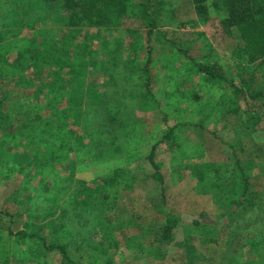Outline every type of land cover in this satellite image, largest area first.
Listing matches in <instances>:
<instances>
[{
	"label": "rangeland",
	"instance_id": "1",
	"mask_svg": "<svg viewBox=\"0 0 264 264\" xmlns=\"http://www.w3.org/2000/svg\"><path fill=\"white\" fill-rule=\"evenodd\" d=\"M19 1L0 0V15L10 19L0 25L7 69L0 208L9 214L0 224V264H206L200 253H224L216 264L248 259L239 240L264 242V105L237 100L194 65H218L238 83L254 74L264 89V64L257 67L264 59L240 60L246 28L225 29L224 0L208 1L206 19L190 13V0H156L159 29L170 39L154 34L149 47L140 16L70 27L53 21L65 13L58 7L25 27L18 21L33 25L30 18L8 12ZM154 147L163 185L149 162ZM238 159L256 182L252 211L233 196L218 205ZM167 215L179 224L158 254L149 244ZM146 217L159 221L139 225ZM202 218L221 221L194 226ZM52 245L65 254L49 252Z\"/></svg>",
	"mask_w": 264,
	"mask_h": 264
},
{
	"label": "trees",
	"instance_id": "2",
	"mask_svg": "<svg viewBox=\"0 0 264 264\" xmlns=\"http://www.w3.org/2000/svg\"><path fill=\"white\" fill-rule=\"evenodd\" d=\"M58 1L59 0H20L15 4H12L10 2V4L8 5L9 9H7L10 10L8 12L11 14L15 15V13H17V16H23L24 19L30 18L33 22V25H27L29 22L25 24L22 21L16 20L25 27L35 26L36 23L33 19L35 17L38 18V16L40 15V10H58V7L61 10L60 14H62L64 11L65 13L62 17L56 18V20L53 21L55 23L70 27H80L87 25L102 27L110 25L117 18L140 16L147 22V26L150 27L146 36V46H150L154 34H158L157 37H160L163 41L170 39L168 30L159 29L162 24L161 18L155 16V5H157L156 0H62L63 6L58 4ZM208 1L209 0H190L193 9V12L190 13L200 18L206 19L208 17L209 9ZM224 3L227 12V18L223 21L225 29H231L233 27L246 28L243 33L244 38L239 47L242 51L241 56L239 57L240 60L245 63V58L246 61H248L246 63L250 64L254 61L264 59V5L258 4V0H224ZM1 8H3V6L0 4V9ZM163 10L164 9H162V11ZM43 19H40L39 17L38 21H43ZM8 20L10 19L9 17H6V13L2 16L0 15V25L8 23ZM191 21L194 20L192 19ZM172 44H174L175 47L179 48V53H186L185 50H183L182 52L181 46L177 44V42H173ZM17 60H21L20 55H18ZM22 62L23 60H21L20 64L17 66L23 68V71L30 73V70H28L30 67L27 66L28 64L26 65V67H23ZM150 63L151 59H148V64L145 69H148V65ZM263 64L264 62H260L257 67L261 68ZM194 65L198 69V71L205 74L211 81H217V83L215 82L216 88H223L227 93H232V96H234L239 101H244L246 99L257 100L259 102L258 104L264 105V89L254 86V84L256 83L254 74L251 75L250 80H244L243 78H241L240 83H238L235 82L232 76L227 72L224 73L218 71V65L206 66L200 64L198 65L196 63H194ZM12 67L15 68L16 66L13 65ZM6 70L7 69L5 67L0 66V80L2 81L6 79ZM149 93L147 95H149ZM5 101L6 99L4 98L3 100H0V109L5 104ZM169 133L172 134V130H169ZM51 134L53 135V128H51ZM165 137L167 136H164L163 139H165ZM163 139H161L160 141H162ZM150 153L151 154L149 156V162L155 170L154 176L158 179L159 183L163 185V176L161 175L159 166L155 163L154 160L155 147L151 150ZM204 167L206 166H203L201 170ZM223 167L221 166V168L219 167L216 168V170H213L217 171L219 175V172L224 171ZM246 170H248V168L246 167V162L242 159H238L237 172L234 173L235 177L233 178L230 176L229 183L225 185L226 187H223L221 185L222 188H219V194L217 195L219 196L218 205L226 206L229 202V199H231V196H233V198L240 199V203L245 204L251 211L252 209H257L259 207V195L254 189V186H256V182L253 181V179L250 178L249 175L245 177L243 173ZM206 175V173L199 174L198 180H205ZM226 216L227 215L223 214L222 218H225ZM201 217H204V214H201ZM4 218H9V214L0 208V224ZM166 219L164 223L162 221L158 222L161 225L158 229L159 231L154 235V239L149 244L151 247L156 248L158 254L163 253L164 244L166 245L173 242V235L176 234V227L179 224L178 218H171L169 217V215H167ZM154 221L159 220L146 217V220L140 222L139 225L145 226L143 222H147V224L152 225L154 224ZM220 221L221 219H217L216 223L212 221L211 224L209 219L202 218L195 220L193 224L194 226L198 227H205L207 224H211L213 228H217V226H219L220 224ZM142 226H140V228H142ZM145 234H148V232H145ZM20 235L23 237H33L25 234L24 232H20ZM138 238L139 237L136 236V240ZM233 239L234 238H231L229 242L233 241ZM239 241L241 242V251L248 250L250 252L248 256L249 258L247 259L244 256L243 259H239L238 257L234 256L235 258L230 259V264H264V253L262 254V252L264 251V242L261 236H257V241L252 243L244 242V240ZM189 244L190 241L188 239L186 245L190 246ZM231 244L232 245H229L230 247H232L233 245H235V247L238 246V242L236 244L235 242H232ZM47 250L49 252L58 250L65 254V247L52 245L47 248ZM222 254L217 255L216 253L215 255L210 254V256H206L205 254L200 253L199 255L203 257L206 264H216L219 263L220 258L222 259L225 257V254ZM154 257L156 258V256Z\"/></svg>",
	"mask_w": 264,
	"mask_h": 264
}]
</instances>
